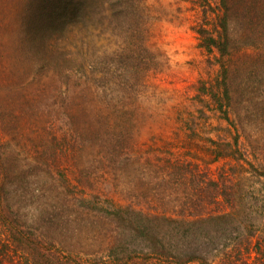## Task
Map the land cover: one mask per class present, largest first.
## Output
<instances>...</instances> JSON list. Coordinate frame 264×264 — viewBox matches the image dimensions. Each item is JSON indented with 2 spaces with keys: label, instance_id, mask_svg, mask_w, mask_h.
Instances as JSON below:
<instances>
[{
  "label": "rangeland",
  "instance_id": "obj_1",
  "mask_svg": "<svg viewBox=\"0 0 264 264\" xmlns=\"http://www.w3.org/2000/svg\"><path fill=\"white\" fill-rule=\"evenodd\" d=\"M67 1L0 0V98L23 103L19 127L0 125V148L12 151L16 171L29 169L30 190L43 192L41 203L25 206L27 219L59 194L36 166L53 151L75 183L65 189L74 198L61 241L74 253L81 245L87 263H132L127 243L112 249L113 237L99 236L110 203L173 219L233 214L239 237L211 264L260 262L264 0H229L228 10L221 0H74L68 23L56 9ZM178 164L189 169L173 176ZM129 187L150 203L128 197ZM188 198L195 208L180 205Z\"/></svg>",
  "mask_w": 264,
  "mask_h": 264
},
{
  "label": "trees",
  "instance_id": "obj_2",
  "mask_svg": "<svg viewBox=\"0 0 264 264\" xmlns=\"http://www.w3.org/2000/svg\"><path fill=\"white\" fill-rule=\"evenodd\" d=\"M89 1L92 3L93 0ZM98 1L100 2V0ZM228 1L221 0V4L227 10ZM104 2L105 0H102V3ZM78 4L80 3H76L74 0H69L65 4H56L57 16L63 17V22L71 20L77 12ZM228 19L227 11L223 17V27L227 28V31ZM222 39L223 36L221 35L218 39L220 47H222ZM16 96L0 98V125L3 129L7 127L16 128L21 124L22 114L17 112V109L23 107V103L17 100ZM5 100L7 102L6 107ZM7 100H9L10 105ZM3 149H5L4 145L0 148V264H89L85 257H82L86 252L81 251L83 250L81 245L73 247L76 251L74 253L72 251L74 249H67L61 241V236L65 235L69 223L64 215H71L68 210H73L71 199L74 197L70 199L67 191H65V189L70 190V186L73 187L75 184L67 177L70 173V167L65 166L62 161H57V158L53 157L56 154L53 151L49 153L47 151L43 154L47 159L43 160V165L36 166L42 167L49 176L52 175V187L57 189L59 194H55L56 199L53 203H51L53 198L49 203L43 201L40 216L37 214L30 221L27 219L25 206H34L37 201L41 203L43 192L30 190L29 185L26 184L28 183L29 169L20 168L16 171L9 164L12 151L6 152ZM118 167L119 165L116 163L115 172H117ZM188 169V166L178 164L172 168L171 173L176 176ZM71 170L74 173L75 169L72 168ZM57 173H64V175L59 178ZM10 177H12L11 181H9ZM56 178L59 180L63 178L68 183L59 182ZM60 187L66 194L60 190ZM127 190L129 193L132 191L130 187ZM224 193L228 194L226 190ZM128 197L138 203H150L147 194L144 193L140 195L130 193ZM80 199L85 205L90 206L93 203L100 205L92 197L82 196ZM182 204H184L182 207L191 205L195 208L197 206L196 201L190 198L182 200L180 205ZM110 207L112 213L106 219L107 224L102 216V225L107 227L99 231V236L103 237L106 236V233L110 234L113 237L112 249L120 248L123 246L122 244L127 243L126 247L132 249L128 253V259L131 258L132 260L131 264H211L210 257L216 256L217 252L226 249L224 246L228 242L231 243L232 235L239 237L232 225L233 214L230 216L229 213L210 215L208 218H212L214 222H211L210 219L203 220V222L201 218L173 219L174 217L145 212L132 206L123 207L110 203ZM85 221L96 224L94 218ZM49 231L52 232L50 235L48 234ZM57 241L62 246L58 245ZM260 247V245L257 246V251ZM137 251H143L144 255L139 259H134L131 252L136 253ZM226 256L230 258L231 253H227ZM229 258H226L228 262H230ZM107 260L98 261L94 264H110ZM116 260L122 261L123 259L114 258V261ZM257 264H264V254Z\"/></svg>",
  "mask_w": 264,
  "mask_h": 264
}]
</instances>
